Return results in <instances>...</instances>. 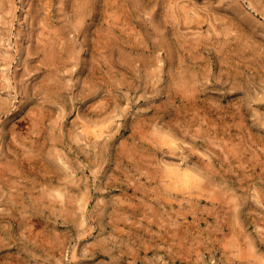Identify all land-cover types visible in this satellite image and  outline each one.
<instances>
[{
	"label": "rangeland",
	"instance_id": "obj_1",
	"mask_svg": "<svg viewBox=\"0 0 264 264\" xmlns=\"http://www.w3.org/2000/svg\"><path fill=\"white\" fill-rule=\"evenodd\" d=\"M0 105V264L264 260V0H0Z\"/></svg>",
	"mask_w": 264,
	"mask_h": 264
},
{
	"label": "bare ground",
	"instance_id": "obj_2",
	"mask_svg": "<svg viewBox=\"0 0 264 264\" xmlns=\"http://www.w3.org/2000/svg\"><path fill=\"white\" fill-rule=\"evenodd\" d=\"M190 88H191V87H190ZM190 88H189V89H190ZM191 90H192V89H191ZM192 91H194V90H192ZM194 92H195V91H194ZM196 92H197V91H196ZM189 93H190V92H189ZM193 94H194V93H193ZM193 94H192V95H193ZM189 95H190V94H189ZM193 96H194V95H193ZM239 105H240V104H239ZM0 106H1V105H0ZM238 107H239V106H238ZM5 108H6V107H5ZM5 108H4V109H5ZM2 109H3V108H2ZM4 109H3V111H4ZM217 111H218V110H217ZM220 111H221V110H220ZM239 111H240V110H239ZM1 112H2V111H1ZM28 113H29V112H28ZM236 113H237V112H236ZM240 113H241V112H240ZM30 115H31V114H30ZM232 115H233V113H232ZM236 115H237V114H236ZM28 116H29V115H28ZM29 117H31V116H29ZM235 117H236V116H235ZM237 118H238V117H237ZM241 119H242V118H241ZM246 120H247V119H246ZM18 121H19V120H18ZM23 121H24V120H23ZM236 121H237V120H236ZM241 121H242V120H241ZM262 121H263V120H262ZM20 122H21V121H20ZM233 122H234V121H233ZM201 123H202V122H201ZM230 123H231V122H230ZM234 123H235V122H234ZM241 123H242V122H241ZM34 124H35V123H34ZM227 124H228V123H227ZM223 125H224V124H223ZM236 125L239 126V124H236ZM90 126H91V125H90ZM90 126H89V125H86V127L84 128V131H85V132H86V131H89V127H90ZM142 126H144V124H143ZM199 126H200V125H199ZM201 126H202V125H201ZM196 127H197V126H196ZM230 127H231V126H230ZM240 127H241V126H240ZM91 128H92V126H91ZM242 128H243V127H242ZM201 129H202V128H201ZM220 129H221V128H220ZM220 129H219V130H220ZM34 130H36V129H34ZM225 130H226V128H225ZM93 131H94V132H93ZM93 131H89V132H91V133H92V132L95 133V136H100L102 133L105 132L104 129H100L101 133H100L98 130H93ZM191 131H192V130H191ZM202 131H203V130H202ZM235 131H236V130H235ZM239 131H240V130H239ZM18 132H19V131H18ZM33 132H34V131H33ZM194 132H196V131H194ZM16 133H17V132H16ZM141 133H142V131H141ZM196 133H197V132H196ZM199 133H200V132H199ZM236 133H237V132H236ZM18 134H19V133H18ZM194 134H195V133H194ZM205 134H206V133H205ZM233 134H234V133H233ZM21 135H22V134H21ZM196 135H197V134H196ZM197 136H198V135H197ZM245 136H246V135H245ZM218 137H219V136H218ZM229 137H230V136H229ZM243 137H244V136H243ZM163 138H165V137L163 136ZM216 138H217V137H216ZM224 139L226 140L225 137H224ZM227 139H228V136H227ZM243 139H244V138H243ZM250 139H251V138H250ZM157 140H158V139H157ZM209 140H210V139H209ZM211 140H212V139H211ZM231 140H232V139H231ZM161 141H162V140H161ZM161 141H160V142H161ZM163 141H164L165 143H167V142H169V141H171V140L166 138V139H163ZM248 141H249V140H248ZM157 142H158V141H157ZM220 142H221V141H220ZM227 142H229V141L227 140ZM169 144H170V143H169ZM169 144H168V145H169ZM224 144H225V148H228V147H229L228 145H230V144L228 143V145H227L228 147H226V143H224ZM234 144H235V143H234ZM161 145H163V144H161ZM161 145H160V146H161ZM165 145H166V144H165ZM173 145H174V144H172V146H173ZM237 145H238V144H237ZM217 146H221V144H220V145H217ZM169 147H170V146H169ZM220 148H221V147H220ZM243 149H244V148H243ZM227 150H228V149H227ZM229 150H230V148H229ZM241 150H242V149H241ZM226 154L228 155V153H226ZM237 154H238V153H237ZM243 154H244V153H243ZM223 157H224V156H223ZM230 158H231V157H230ZM230 158H229V160H230ZM232 158H233V157H232ZM232 158H231V159H232ZM202 160H203V159H202ZM251 161H252V160H251ZM253 161H254V160H253ZM207 162H208V160H207ZM205 163H206V162H205ZM209 163L211 164V162H209ZM239 163H240V162H239ZM244 163H245V162H244ZM246 163H247V162H246ZM202 164H204V163H202ZM210 164L208 165V163H207L208 166H211V167H212V165H210ZM232 164H233V163H232ZM255 164H256V163H255ZM204 165H205V164H204ZM243 165H244V164H243ZM205 166H206V165H205ZM208 166H206V167H208ZM240 166H241V165H240ZM245 166H247V165H245ZM172 169H173V168H172ZM209 169H210V168H209ZM209 169H207V170H209ZM212 170H213V169H212ZM170 171H171V170H170ZM174 171H175V170H174ZM236 171H237V170H236ZM183 172H184V173H178V172H177L178 174H177V173L175 174V175H177V177H178L179 179H175V180H174V183L177 184V183L180 182V181H183L184 183H185V182L187 183V182H190V181H191V178H192V181H193V178H194L195 176H192V175H191V172H190V173H189V172H185V171H183ZM215 172H216V171H215ZM169 173H171V172H169ZM192 174H193V175H196V174H194V173H192ZM168 175H169V174H168ZM239 176H240V175H239ZM249 176H250V175H248V177H249ZM196 177H197V176H196ZM175 178H176V177H175ZM249 178H250V177H249ZM171 179H172V176H171ZM171 179H170V180H171ZM194 179H195V178H194ZM200 179H201V178H200ZM245 179H246V178H245ZM172 180H173V179H172ZM198 180H199V178H198ZM195 181H196V179H195ZM206 181H207V180H206ZM208 181H209V180H208ZM241 181H242V180H241ZM243 181H244V179H243ZM193 182H194V181H193ZM193 182H191V184L195 185V187L198 186L197 188H200V189H199V190H200V191H199L200 193H202V192L205 191V190H207V191H211V195H209V196H208L207 194H206V195H207L208 197H210V196L214 197L213 195L215 194V198H216V192L214 191L215 188L213 189V187H215V186L212 187L210 184H209V185H205V184H203V182H202V184H201V183H200L201 181H199V182H197V183H195V182L193 183ZM171 183H173V181H172ZM184 183H183V184H184ZM186 183H185V184H186ZM212 183H213V182H212ZM206 184H207V183H206ZM172 185H173V184H172ZM186 185H187V184H186ZM186 185H184V187H185ZM189 185H190V184H189ZM213 185H214V184H213ZM176 186H177V185H176ZM182 186H183V185H181V186L179 185V187H181V188H182ZM130 187H131V186H130ZM167 187H169V185H167ZM172 187H173V186H172ZM177 187H178V186H177ZM179 187H178V188H179ZM192 187H193V186H191V188H192ZM193 188H194V187H193ZM193 188H192V189H193ZM201 188L203 189V191H202ZM196 190H197V189H196ZM197 191H198V190H197ZM207 191H206V192H207ZM217 191H220V190H217ZM46 192H47V191H46ZM46 192H45V193H46ZM212 192H214V193H212ZM50 193H51V191H50ZM52 193H53V192H52ZM52 193H51V194H52ZM127 193H128V192H127ZM217 193H218V192H217ZM57 194H58V193H57ZM59 194H60V196L62 197V194H61L60 192H59ZM122 194H123V193H122ZM202 194H203V193H202ZM209 194H210V193H209ZM212 194H213V195H212ZM48 195H49V194H48ZM48 195H47V196H48ZM52 195H53V194H52ZM54 195H55V194H54ZM123 195H124V194H123ZM131 195H132V194H131ZM219 195L221 196V195H222V192H220ZM263 195H264V194H263ZM126 196H127V195H126ZM129 196H130V195H129ZM207 196H206V197H207ZM41 197H44V196L42 195ZM61 197H59V198H61ZM65 197H66V196H65ZM217 197H218V196H217ZM222 197H224V195H222ZM226 197L228 198V197H230V196L227 195ZM45 198H46V197H45ZM210 198H211V197H210ZM54 199H55V198H54ZM62 199H63V197H62ZM130 199H131V198H130ZM213 199H214V198H213ZM213 199H212V200H213ZM220 199H221V198H220ZM223 199H224V198H223ZM223 199H222V201H224ZM120 200H121V199H120ZM120 200H119V201L117 200V201L120 202ZM122 200H123V202H125V203H130V202H129L130 200H129V201H126L127 199H126V200H125V199H122ZM122 200H121V202H122ZM124 200H125V201H124ZM226 200H227V199H226ZM228 200H230V202H231V199H230V198H229ZM121 202H120V203H121ZM213 202H214V201H213ZM218 202H219V200H218ZM227 202H229V201H227ZM131 203H132V202H131ZM214 203H215V202H214ZM216 203H217V202H216ZM221 203H222V202H221ZM231 203H232V202H231ZM231 203H230V205H231ZM235 203H237V202H235ZM235 203H234V205H235ZM122 204H123V203H122ZM217 204H218V203H217ZM217 204H216V206H217ZM223 204H224V206H225V203H224V202H223ZM124 205H125V204H124ZM214 205H215V204H213L212 206H214ZM218 205H219V204H218ZM227 205L229 206V203H228ZM232 205H233V203H232ZM229 207H231V206H229ZM229 207H228V208H229ZM217 208L219 209L218 206H217ZM217 208H216V209H217ZM220 208H221V206H220ZM232 208H234V207H232ZM223 209H224V208H223ZM230 209H231V208H230ZM230 209H229V210H230ZM220 210H221V209H220ZM227 210H228V209H227ZM230 211H232V210H230ZM225 212L227 213V211H225ZM232 212H233V211H232ZM229 213H230V212H229ZM229 213H227V214H229ZM222 214H223V212H222ZM227 214H223V215H227ZM232 214H233V213H232ZM237 214H238V212H237ZM233 215H234V214H233ZM235 215H236V213H235ZM231 216H232V215H231ZM226 218L228 219L229 217H225L224 220H226ZM235 218H236V217H235ZM2 219H3V218H2ZM231 219H234V218H233V217H230V218H229V221H230ZM224 220H223V223H224ZM33 221H34V220H33ZM215 221H217V220H215ZM218 221H219V220H218ZM218 221H217V222H218ZM221 221H222V218H221ZM217 222H216V223H217ZM230 222H231V221H230ZM218 223H219V222H218ZM223 223H222L221 227L223 226ZM226 223H227V222H226ZM226 223H224V225H225ZM228 223H229V222H228ZM228 223H227V224H228ZM231 224H232V222H231ZM231 224H230V225H231ZM232 225H233V224H232ZM232 225H231V226H232ZM228 226H229V224H228ZM231 226H229V228H230ZM236 226H237V225H236ZM236 226H235V227H236ZM226 227H227V226H226ZM239 228H240V226H239ZM239 228H238V229H239ZM216 229H218V227H217ZM231 229H232V228H231ZM233 229H234V228H233ZM235 229H236V228H235ZM32 230H33V233H35V229H32ZM239 230H240V229H239ZM0 231H2V227H0ZM227 231H229V230H227ZM237 231H238V230H237ZM234 232L236 233V231H234ZM239 232H240V231H239ZM230 233H231V232H230ZM222 234H223V233H222ZM226 234H227V233H225V235H226ZM260 234H261V233H260ZM230 235H231V234H230ZM230 235H228V236L230 237ZM235 235H236V234H235ZM241 235H242V236H241ZM241 235L239 234V236L244 237L243 233H242ZM216 236H218V235H216ZM232 236H233V237H232ZM232 236H231V237L234 238V234H232ZM221 237H222V236H221ZM223 237H224V236H223ZM223 237H222V238H223ZM225 237H226V236H225ZM231 237H230V238H231ZM215 238H216V237H215ZM227 238H228V237H227ZM224 239H225V238H224ZM235 239L237 240V238H235ZM241 239L243 240V238H241ZM241 239H239V240H241ZM1 240H2V237H1V232H0V243H1ZM228 240H229V239H226V241L230 243V241H228ZM230 240H231V242L233 241L232 244H234V239H230ZM242 240H241V242H242ZM214 241H215V240H214ZM214 241H213V243H214ZM216 241H217V240H216ZM221 241H222V240H220V242H221ZM223 241H224V242H223ZM223 241H222V244L225 243V240H223ZM245 241H246V240H245ZM245 241H244V242H245ZM218 242H219V241H218ZM227 242H226V243H227ZM237 242H239V241L237 240ZM241 242H240V243H241ZM251 242H252V241H251ZM229 243H227L226 245L229 246ZM247 243H249V242L247 241ZM219 244H220V243H219ZM237 244H238V243H237ZM243 244H244V243H243ZM243 244H242V246H243ZM216 245H217V244H216ZM239 245H240V244H239ZM252 245H253V244H252ZM218 246H219V245H218ZM244 246H245V245H244ZM231 247L234 248V247H235V244H234V245H231ZM246 247H247V246H246ZM250 247H252V246H250ZM228 248H230V247H228ZM253 248H254V247H253ZM235 249H237V248H235ZM235 249H234V251H236ZM245 249H246V248H245ZM247 249H248L247 252L249 253V248H247ZM222 250H223V249H222ZM224 250L226 251L225 248H224ZM237 250H238V249H237ZM243 250H244V249H243ZM239 251H241L240 248H239ZM244 251L246 252V250H244ZM244 251H242V252H244ZM250 251H251V255H250V253H249V254H246V255H249V256L251 257V256L253 255V254H252V253H253V250L250 249ZM221 252H222V251H221ZM236 252H237V251H236ZM245 252H244V253H245ZM229 253H230V252H229ZM233 253H234V252H232V254H233ZM237 253H238V252H237ZM225 254H228V251H227V253H224V255H225ZM234 254H235V253H234ZM229 255H230V254H229ZM239 255H240V254H239ZM241 255H242V254H241ZM246 255H244V256H246ZM134 256H135V255H134ZM227 256H228V255H227ZM237 256H238V254H237ZM232 257H233V256H232ZM235 257H236V256H235ZM238 257H241V256H238ZM255 257L260 259L261 256L258 257L257 255H255ZM136 258H137V257H136ZM223 258H224V257H223ZM225 258H226V257H225ZM233 258H234V257H233ZM233 258H232V260H233ZM251 258H252V257H251ZM234 259H235V258H234ZM253 259H254V257H253ZM243 260H244V258H243ZM243 260H242V261H243ZM250 260H251V259H250ZM254 260L257 261V259H254ZM229 261H230V260H229ZM258 261H259V260H258ZM261 261H262V262H261ZM230 262H231V261H230ZM245 262H246V261H245ZM252 262H253V261H252ZM259 262H260L261 264H262V263L264 264V260H263V259H261ZM235 263H236V262H235ZM256 263H257V262H256ZM256 263H255V264H256ZM227 264H228V263H227ZM232 264H233V263H232ZM237 264H239V263H237ZM245 264H246V263H245Z\"/></svg>",
	"mask_w": 264,
	"mask_h": 264
}]
</instances>
